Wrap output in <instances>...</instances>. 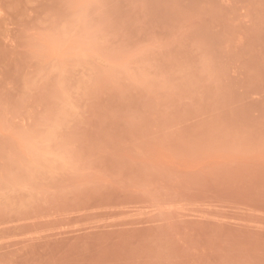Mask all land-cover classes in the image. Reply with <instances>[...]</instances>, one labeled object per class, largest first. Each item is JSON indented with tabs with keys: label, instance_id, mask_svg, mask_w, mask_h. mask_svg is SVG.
<instances>
[{
	"label": "rangeland",
	"instance_id": "374dc122",
	"mask_svg": "<svg viewBox=\"0 0 264 264\" xmlns=\"http://www.w3.org/2000/svg\"><path fill=\"white\" fill-rule=\"evenodd\" d=\"M98 186L170 206L107 264H264V0H0V264Z\"/></svg>",
	"mask_w": 264,
	"mask_h": 264
},
{
	"label": "crops",
	"instance_id": "0c3cea01",
	"mask_svg": "<svg viewBox=\"0 0 264 264\" xmlns=\"http://www.w3.org/2000/svg\"><path fill=\"white\" fill-rule=\"evenodd\" d=\"M86 194L84 200L76 203L78 213L72 218L82 229L62 242L66 244V257L73 259L71 264H107L106 259L128 257L124 253L132 240L118 229L142 222H166L168 218L167 203L154 202L125 187L100 190L98 186ZM128 196L134 197L131 200Z\"/></svg>",
	"mask_w": 264,
	"mask_h": 264
}]
</instances>
